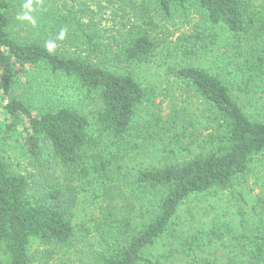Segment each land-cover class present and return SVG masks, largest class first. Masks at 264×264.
<instances>
[{
    "label": "trees",
    "instance_id": "obj_1",
    "mask_svg": "<svg viewBox=\"0 0 264 264\" xmlns=\"http://www.w3.org/2000/svg\"><path fill=\"white\" fill-rule=\"evenodd\" d=\"M21 1L0 0V133L18 138L35 173H13L0 157V252L5 257L0 264H50L55 249H67L75 237L80 193H90L98 204L92 226L102 250L94 264H161L160 257L156 262L146 259L145 251L171 229L184 202L228 188L247 172L253 158L264 154V120L246 114L218 76L193 67L176 70L175 76L210 107L224 133L215 149L204 154L191 153L194 143L185 135V152L192 154L188 159L168 162L166 156L162 164L136 171L127 184L122 181L125 159L145 143V135H134L136 119L150 102L128 69L150 62L159 47L149 31L151 13L180 15L185 21L192 12L199 13L200 23L179 44V51L195 58L212 51L220 38L250 49L263 46L264 5L257 8L252 0H106L117 2L111 21L119 27H112L103 42L100 31L109 29L98 27L102 14L97 20L85 15L79 3L62 9L61 0H31L36 37L21 41L10 33L25 3ZM130 18L135 27L124 33L123 24ZM47 40L64 45L49 50ZM251 56L253 61L248 58L228 71L238 77L240 91L264 82V58ZM36 70L66 81L63 102L36 111L15 95L21 78L28 83ZM154 123L150 129L160 133L158 120ZM150 129L145 130L159 134ZM59 166L71 174L62 183L56 177ZM123 184L135 186L142 201L124 199ZM149 208L148 218L137 221ZM218 229L230 233L227 225ZM222 236L213 229L185 236L161 258L181 254L195 259ZM32 240L44 249L30 253ZM249 258L248 264H264V238L256 240Z\"/></svg>",
    "mask_w": 264,
    "mask_h": 264
},
{
    "label": "rangeland",
    "instance_id": "obj_2",
    "mask_svg": "<svg viewBox=\"0 0 264 264\" xmlns=\"http://www.w3.org/2000/svg\"><path fill=\"white\" fill-rule=\"evenodd\" d=\"M28 1L20 2L25 3L18 8L10 31L12 37L21 41L36 37L31 24L34 21L35 12L25 7ZM77 3L83 5L87 16L98 20L101 14L103 15L98 27L109 29L107 33L100 31L102 41L106 42L107 37L112 34L111 28L119 27L111 21L112 13H116L114 11L117 2L108 4L106 0H61L60 7L71 8ZM252 3L259 8L264 5V0H252ZM73 11L76 13V8ZM93 11L96 14L92 13ZM25 14L31 19H18ZM150 16L149 31L159 47L150 62L128 69L146 90L150 102L138 113L136 119L134 129L137 133L134 135L137 137L139 133L145 135L142 140L145 143L140 144L137 150H132L134 152L125 159L122 181L127 184H130L136 171L152 169L162 164L166 156L169 157L168 162L188 159L192 154L185 152L187 143L185 135L191 136L187 138L194 143L191 153L204 154L208 150L215 149L224 133L210 107L185 81L175 76L176 70L193 67L218 76L229 87L231 97L245 107L246 114L254 119L264 120V82H257L250 86L248 91H240L238 77L234 78L233 74H228L229 70L234 71L235 65L243 63L248 58L253 61L251 55L264 58V45L251 50L246 44L229 45L220 38L218 46L209 53L200 54L195 58L187 57L179 51V44L186 36L194 32L200 23L199 13L192 12L187 21L180 15L166 18L151 13ZM135 22L130 18V22L123 24L125 27L122 28V32L126 33L127 30L134 29ZM46 42L54 49L64 45L57 41L47 40ZM69 50L74 51V48L71 47ZM228 64L230 66H227ZM23 72L24 70L19 73ZM29 78L28 83H25L22 77L21 88L14 92L36 111L61 103L67 98V83L64 79L53 77L44 70L32 71ZM157 120L156 125L162 129L160 133L156 131V128L150 129L151 124H155ZM0 122H3L1 112ZM146 128L159 134L151 135L146 132ZM172 142L176 145L173 146ZM167 150L171 151L170 154ZM0 157L10 166L13 173L21 175L35 173L33 161L24 154L18 138L14 135L7 136L0 133ZM56 177L62 183L69 179L71 174L59 166L56 169ZM129 189H132L134 193L129 192ZM120 190L126 194L124 199L132 204L135 201H142L143 197L139 196L135 186L126 188L123 184ZM149 211L150 208L146 213L144 211L137 221L146 220ZM74 213L75 237L66 247L67 249H55L50 264H94L102 250L93 237L92 225L99 214L95 198L90 193H80L79 205ZM221 225H227L230 233H225L224 229L220 231L218 228ZM207 229L223 234L220 239L211 244L207 252L197 253L195 259L186 258L181 254H174L166 260L161 258L162 255L169 253V248L177 247L178 242L185 236H199V233ZM259 237L264 238V154L253 158L247 172L235 178L228 188L215 189L206 194L193 196L184 202L173 219L171 229L145 251L144 257L152 262H156L160 257L161 264H248L249 253ZM43 249L44 247L37 240L30 242V253ZM0 257L5 260L1 252Z\"/></svg>",
    "mask_w": 264,
    "mask_h": 264
},
{
    "label": "clouds",
    "instance_id": "obj_3",
    "mask_svg": "<svg viewBox=\"0 0 264 264\" xmlns=\"http://www.w3.org/2000/svg\"><path fill=\"white\" fill-rule=\"evenodd\" d=\"M25 7L26 8H30L31 7V0H29V3L26 4ZM18 19L28 20V19H31V17H29L27 14H25L24 16L18 17ZM49 50H51V46H50Z\"/></svg>",
    "mask_w": 264,
    "mask_h": 264
}]
</instances>
